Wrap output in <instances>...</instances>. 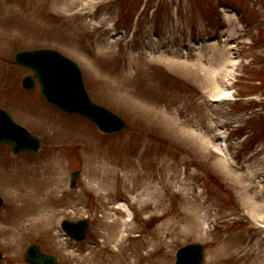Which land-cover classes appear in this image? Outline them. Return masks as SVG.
<instances>
[{
    "label": "rangeland",
    "instance_id": "obj_1",
    "mask_svg": "<svg viewBox=\"0 0 264 264\" xmlns=\"http://www.w3.org/2000/svg\"><path fill=\"white\" fill-rule=\"evenodd\" d=\"M37 48L77 62L91 98L122 116L127 128L104 133L47 103L39 85L25 89L29 72L12 58ZM224 55L230 61L220 69ZM0 107L43 141L37 153L16 154L0 144V174L11 171L5 182L25 188L18 202L0 183V218L10 204L11 213L23 215L33 165L57 168L63 182L54 226L0 219L1 264H29L24 253L33 243L58 264H102L110 254L104 249L107 212L125 223L117 231L126 252L154 251L159 264H175L177 250L193 242L205 247L203 264H264V0H0ZM188 133L204 136L206 146ZM136 144L150 151L144 160L155 161L156 175L170 164L183 189L191 186L200 201L191 204L187 190L163 198L141 189L127 193L129 182L109 201L116 184L93 177L103 168L98 156L119 160ZM218 159L237 178L218 171ZM83 218L90 229L76 244L61 221ZM156 239L170 244H145Z\"/></svg>",
    "mask_w": 264,
    "mask_h": 264
},
{
    "label": "bare ground",
    "instance_id": "obj_2",
    "mask_svg": "<svg viewBox=\"0 0 264 264\" xmlns=\"http://www.w3.org/2000/svg\"><path fill=\"white\" fill-rule=\"evenodd\" d=\"M167 62L170 61V59L165 58ZM224 61H219L218 68H223L226 66V64L230 61L226 55L223 56ZM171 62V61H170ZM172 63V62H171ZM180 65V64H179ZM182 69L184 72H188L190 70L189 66L185 64H181ZM223 66V67H221ZM215 70V69H214ZM217 71V70H215ZM215 73V72H213ZM220 87V85H218ZM170 126H172L170 124ZM179 129H181L179 127ZM178 134V133H176ZM179 135V134H178ZM188 135H190L188 133ZM192 136V135H190ZM193 138L195 136H192ZM202 135H198L195 137V139L198 142H201V146L205 147V143L203 140ZM205 139V138H204ZM143 144H136L129 154L124 156L126 153L121 152V155L124 156L122 159L118 160V156H113L111 153L110 155L104 154L99 155L98 157L102 158L97 163H101L103 168L97 167V175L93 176L94 178H99L101 181L108 182V185L111 184V188L113 186V182L115 181L116 186H113L112 192H109V198L112 202V200H116L120 197H118V193H124L126 191L127 182L131 184V186H128L127 193H134V190L141 189L140 194H146L148 192L153 193L157 197L163 198V196L166 197L171 196L173 192L176 190L178 193L181 191H185V193L188 194L192 193V198L187 197L188 201L191 204H196L198 201H200L199 196L195 195L194 189L190 187H185L183 189L184 179L179 180V173H174L172 171L173 168H171V165H164L166 163H163L160 168V174L159 176L156 175L154 164L155 161L149 162L145 161L144 158H151V153L146 155V151L144 150ZM129 149V146H128ZM222 147L219 146V150ZM146 155V156H145ZM223 161L218 159L216 165L218 167V171H222L227 179L232 181L236 174L234 171L228 168L226 164H222ZM115 166V167H114ZM125 168L126 173L120 174L117 169L118 167ZM8 169V168H7ZM5 169L4 171H6ZM3 173V171H2ZM0 174V183H3L5 186L6 193L8 197L15 198L20 200L24 195L25 191L23 187H19L17 189H11L9 186V182H5L4 177L5 175H10L11 171L8 173ZM49 173V174H48ZM51 174V175H50ZM60 172L57 170V168H49L47 169L42 164L33 165L31 167V179H30V186L29 189H27V208L23 212V215L16 216L13 212V206L10 204L9 208L10 211L8 214H6L4 217L2 216L0 219L1 221L10 223L11 226L14 222L21 223L22 220L27 219L29 223H40V220L47 221L45 225L49 222H53L51 225L55 224V219L58 216V214L61 212L58 208V206L61 203V200L57 197L56 194L59 193L62 187V181L61 176L59 175ZM192 177V175H189ZM237 178V176H236ZM190 179V178H189ZM111 180V181H109ZM112 182V183H111ZM125 187H123L122 186ZM2 186V185H1ZM110 186V185H109ZM156 189V190H155ZM187 190V191H186ZM133 199V197H132ZM19 202V201H18ZM116 208L120 209V212L122 210V204L120 203ZM119 212V211H116ZM107 217H111L110 221L105 222V227L109 231L106 236V244L104 249L110 253L107 258H104L101 260L102 264H159L160 261L154 260L155 252L149 251L147 253H137L135 251H127V242L125 241V238H121V240L118 239V227L125 224L122 223L121 218L117 217L116 213H110L107 212ZM32 226V224H28V227ZM54 226V225H53ZM23 234H26V231L23 230L21 232ZM114 243L115 245L113 247L110 246V244ZM148 244H155V245H165L166 247L169 246L170 242L167 241H158L156 239L155 241H148L145 243ZM168 254L164 253V256L166 257ZM164 259V258H163ZM97 264V263H96ZM210 264H213L210 262Z\"/></svg>",
    "mask_w": 264,
    "mask_h": 264
},
{
    "label": "water",
    "instance_id": "obj_3",
    "mask_svg": "<svg viewBox=\"0 0 264 264\" xmlns=\"http://www.w3.org/2000/svg\"><path fill=\"white\" fill-rule=\"evenodd\" d=\"M13 63L35 74L41 91L49 103L66 112L90 118L104 132H119L127 127V123L121 116L92 101L80 67L74 60L59 51L53 49L19 51L15 54ZM23 84L27 88H33L36 81L33 77L26 76ZM0 143H10L14 152L41 149V140L32 135L27 128L19 125L3 108H0ZM78 176L79 172L73 173L72 185H75ZM2 205L3 199L0 197V207ZM88 223V220H65L62 225L70 237L81 241L87 234ZM25 257L30 264H57L54 256L46 255L36 244L28 246ZM2 258L3 255L0 252V262ZM203 259L204 246L190 243L179 249L176 264H202Z\"/></svg>",
    "mask_w": 264,
    "mask_h": 264
}]
</instances>
